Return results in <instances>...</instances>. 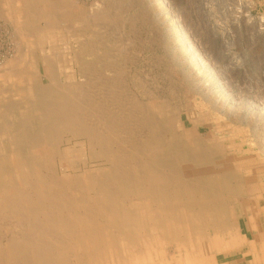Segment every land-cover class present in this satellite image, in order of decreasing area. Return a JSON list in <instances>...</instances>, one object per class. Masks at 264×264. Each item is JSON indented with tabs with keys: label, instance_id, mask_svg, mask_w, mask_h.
Masks as SVG:
<instances>
[{
	"label": "rangeland",
	"instance_id": "obj_1",
	"mask_svg": "<svg viewBox=\"0 0 264 264\" xmlns=\"http://www.w3.org/2000/svg\"><path fill=\"white\" fill-rule=\"evenodd\" d=\"M63 1L73 6L68 16H61L57 10L54 13L56 8L52 11L53 3L56 6ZM48 11L50 15H45ZM95 13H103L107 20L87 30V21ZM84 45L89 47L87 51L80 49ZM91 52L93 56H88ZM103 54L109 55L106 62L113 71L106 74L119 80L137 101L150 105L154 117L177 118L171 127L174 136L170 133L166 136L167 145L152 141L142 150L143 156L176 165V171L183 173L184 178H190L197 167L201 174L203 171L212 173L209 175L212 179L222 177L230 171L235 158L245 161L240 167L243 174L253 179L254 185L258 183L256 177H264V0H0V169L18 175L23 169L30 172L32 167L8 123L14 124L24 118L34 122L38 98L53 104L62 102L71 91L69 89L81 81L77 72L79 64H91ZM49 66H54V73H49ZM90 85L98 97L101 85L95 82ZM160 103L167 107L162 113L153 108ZM5 114L7 124L3 119ZM53 128L58 153L52 158L54 177L63 178L67 182L65 186L70 183L73 186L74 182L85 183L88 175H106L109 164L98 156L97 148L85 149L84 137L71 136L62 126ZM11 137L17 142L13 144L15 153L9 144ZM188 148L193 151L191 157L187 155ZM71 149L77 150L73 161L61 162L60 153ZM25 151L30 155V151ZM44 174L41 169V177ZM241 178L239 183L243 181L244 184L250 179ZM218 181H213L211 186L219 194L217 198L223 200L227 231H235L233 204L242 196H224L223 185ZM228 181L230 188L236 185L234 179ZM91 187L85 186V202L95 207L97 215L104 217L99 224L107 238L104 249L121 246L116 257L127 261L133 247L127 235L132 229L129 230L130 225L126 223L118 228L119 215L112 211L103 215L100 208L103 202ZM117 188L118 198H130L127 199L130 202H125L127 208L146 209L147 205L139 204L128 187ZM172 194L175 196V192ZM61 195L57 194L56 198ZM72 199L79 207L81 202ZM171 199L175 204L177 198ZM29 207L35 212L40 209L35 202ZM144 214L148 215L146 211ZM178 215L163 212V217L175 225L181 221ZM208 218L206 214V226L200 231L194 227L189 231L193 237L201 238L205 264H212L220 249L207 248V242L212 240L214 244L217 238L222 244L223 227L217 218ZM147 220L148 216L138 218V233L143 235L145 224L151 225L150 219ZM6 227L11 226L0 223V261L6 246L4 238L11 237ZM175 227L166 228L163 234L149 228L153 242L148 245L144 241L142 250L155 251L162 256L163 264H167L165 261L175 254L177 244L184 245L179 242L182 236V240L174 236ZM189 231L182 227L181 233L186 235ZM116 232L121 235L118 237ZM71 247L76 253L69 262L77 264L81 254L78 246ZM189 248L186 244L182 250L189 252ZM100 259V256L87 258L90 264H99ZM170 264L175 263L170 260Z\"/></svg>",
	"mask_w": 264,
	"mask_h": 264
},
{
	"label": "bare ground",
	"instance_id": "obj_2",
	"mask_svg": "<svg viewBox=\"0 0 264 264\" xmlns=\"http://www.w3.org/2000/svg\"><path fill=\"white\" fill-rule=\"evenodd\" d=\"M72 7L63 1L60 4L56 3V6L53 3L52 11L56 8L54 13L57 10L61 16H68V13H72L70 10ZM74 12H76L75 9ZM45 15H50V11ZM104 20L107 19L103 13L96 14L88 19L86 29L89 30L90 27ZM47 25H50V22ZM88 48L84 45L80 49L87 51ZM88 56H93V53L91 52ZM108 56V54L107 56L103 54L100 55V59H96L91 64H79L77 72L80 74L81 81L74 88L69 89L71 91L62 102L53 104L38 98L39 101H36L38 113L34 117V122L32 119L24 118L10 124L8 120L6 121V114L3 116L6 124L8 123L14 130L19 146L23 149L28 164L32 167L30 172L23 169L18 172V175L7 172L8 169L5 171L0 169V175L2 171L4 172L0 176V223L11 226L6 227L11 237L6 240L4 238L6 246L2 251L0 264H50L54 262L71 264L69 260L73 259L72 255L76 253L71 249V245L78 246L77 249L81 254L77 259V264H90L87 258L96 259L99 256L102 261L99 264H163L162 256L155 254V251L147 253V250H142V243L145 241L149 245L153 242L149 228L152 231L154 228L156 232L160 231L163 234L166 228L173 229L175 226L177 231L174 232V236L176 235L178 240L183 239L179 242L187 244L191 250L189 252L182 250L184 245L177 244L175 254L169 259L175 264H205L206 255L201 253L204 248L201 238L193 237L189 230L194 227L200 231V228L207 223L206 214L209 217L208 220L213 217L217 218V222L220 221L225 230V207L223 200L217 198L219 194L212 188V182L219 180L218 182L223 185L224 193L222 194L224 196L241 193L239 183L241 177L250 178L243 174L240 167L245 161L243 162V159L236 161L235 158L231 166L232 170L229 169L230 171L227 170L222 177L213 179L209 176L212 173L203 171L201 174L198 167L194 168L192 165L194 169L190 178H184L183 173L176 171V165H168L160 161V158L143 156L142 150H145L147 144H151L152 141L164 142L167 145L166 136L169 133L171 137L174 136L171 127L177 118L164 116L163 119H157L152 115L150 105L137 101L119 80L113 78L112 75H107L106 73H113L111 66L106 62L109 61ZM48 71L54 73V66H49ZM94 82L102 87L98 97L92 92L90 85ZM164 106L165 104L160 103L153 108L162 113V110L167 108ZM56 125L64 127L71 136L84 137L85 149L97 148L98 156L109 164V169L105 171L106 175H88L86 179L83 178L85 183L74 182L73 186L71 183L65 186L67 182L63 178L54 177L52 175L54 159L52 158L58 154L56 134L53 128ZM2 136L7 138L4 133ZM11 138L8 139L9 144L12 146L11 151L15 153L13 144L17 142L15 138ZM188 149L187 155L191 157L193 151ZM25 150L30 151V155H26ZM76 151L71 149L60 153V161L72 162ZM13 157L15 159L16 155ZM5 166L8 168L7 165ZM41 169L45 171L44 177L40 175ZM152 171L155 174L149 175L148 172ZM229 178L236 181V185L232 188L229 187L231 185ZM86 185L93 186L92 191L103 202L100 207L104 212L103 215L111 211L118 214L117 222L120 224L118 228H121L124 223L130 225L128 229L132 231L127 236L133 247L131 246V258L125 259L127 261H123L124 259L120 256L116 257L120 254L121 246H116L112 250L104 249L107 238L103 227L99 225L104 217L97 215L95 207L85 202ZM118 186L128 187L134 192L132 194L137 196L139 204L147 205L146 209L133 211L130 207L127 208L125 202L130 198H118L120 195L117 192ZM52 187H54L53 190ZM57 194H62L59 199L56 198ZM72 195L81 202L79 207L75 206ZM171 197L177 198L175 204L172 203ZM192 197L196 199L192 200ZM34 202L39 206L38 209L40 208L37 212L29 207ZM144 211L148 215H145ZM168 211L179 214L181 219L179 225L163 217V212ZM146 216L148 220L150 219L152 227L146 223L142 235L136 231V221L141 217L145 219ZM181 226L189 231L186 235H182ZM116 234L118 237L121 235L120 232ZM213 241L214 244L212 240L211 243L207 242V248L212 246L213 249L218 248L220 244L216 239ZM169 259L165 261L167 264H170Z\"/></svg>",
	"mask_w": 264,
	"mask_h": 264
},
{
	"label": "crops",
	"instance_id": "obj_3",
	"mask_svg": "<svg viewBox=\"0 0 264 264\" xmlns=\"http://www.w3.org/2000/svg\"><path fill=\"white\" fill-rule=\"evenodd\" d=\"M256 179L257 185L252 178L246 184L242 181L241 193H234L242 196L233 204L236 230L229 232L225 228L212 264H264V177Z\"/></svg>",
	"mask_w": 264,
	"mask_h": 264
}]
</instances>
